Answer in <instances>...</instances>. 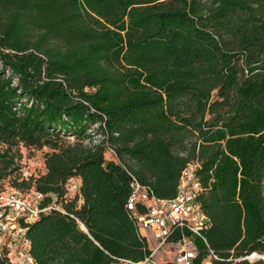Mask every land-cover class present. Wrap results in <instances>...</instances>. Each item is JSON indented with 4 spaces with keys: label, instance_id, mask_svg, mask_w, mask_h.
<instances>
[{
    "label": "trees",
    "instance_id": "16d2710c",
    "mask_svg": "<svg viewBox=\"0 0 264 264\" xmlns=\"http://www.w3.org/2000/svg\"><path fill=\"white\" fill-rule=\"evenodd\" d=\"M21 146L44 171L9 192L63 209L22 223L33 264H145L130 183L173 198L196 162L191 264H264V0H0V182Z\"/></svg>",
    "mask_w": 264,
    "mask_h": 264
},
{
    "label": "built area",
    "instance_id": "2783aa9c",
    "mask_svg": "<svg viewBox=\"0 0 264 264\" xmlns=\"http://www.w3.org/2000/svg\"><path fill=\"white\" fill-rule=\"evenodd\" d=\"M198 167L197 162L186 167L173 198L156 197L136 180L130 183L131 194L127 207L134 216L141 235L146 240H152L150 254L143 263L172 261L176 264H191L198 255L195 239L202 240L208 247L202 235L208 226V218L197 201L200 185L195 170ZM72 188L76 192L77 185ZM43 198L40 192H32L27 196L16 192L0 193V255L6 256L14 264L34 263L29 252L26 228L22 223L33 222L52 210L63 212L54 202L43 203ZM138 207H142L143 211ZM79 224L83 227L80 222ZM174 226L189 234L182 233L176 241H170L168 237ZM208 250L204 264H210L212 259L218 258L211 249Z\"/></svg>",
    "mask_w": 264,
    "mask_h": 264
},
{
    "label": "rangeland",
    "instance_id": "374dc122",
    "mask_svg": "<svg viewBox=\"0 0 264 264\" xmlns=\"http://www.w3.org/2000/svg\"><path fill=\"white\" fill-rule=\"evenodd\" d=\"M90 133V132H88ZM92 133V132H91ZM93 140H97L99 139V135H93ZM68 139H70V141H72V137H68ZM46 149L43 150H35V151H30L27 148L21 146L20 147V152L22 154V157L20 159H16L19 169L14 172L13 174H11L9 177H7L6 179L2 180L0 183V189H2L5 192H9L12 191L13 188L10 186L11 181L9 180L10 178L12 179L14 176L16 175H20L21 178H27L30 175H34L37 176L38 174L42 173L44 171V160H43V152ZM105 158L110 159V158H114V154L110 151L107 150L105 151ZM73 185H77L76 181H69L67 183V188H69L68 192V196H72L73 193ZM24 195H31L30 191H23ZM253 254H251L250 256H248V259L250 261H254L260 257H254L251 258ZM145 264H149V263H145Z\"/></svg>",
    "mask_w": 264,
    "mask_h": 264
},
{
    "label": "crops",
    "instance_id": "0c3cea01",
    "mask_svg": "<svg viewBox=\"0 0 264 264\" xmlns=\"http://www.w3.org/2000/svg\"><path fill=\"white\" fill-rule=\"evenodd\" d=\"M77 182L79 183V181L77 180ZM147 241H148V245H149V248L151 247V244H152V240L150 238H147Z\"/></svg>",
    "mask_w": 264,
    "mask_h": 264
},
{
    "label": "bare ground",
    "instance_id": "6f19581e",
    "mask_svg": "<svg viewBox=\"0 0 264 264\" xmlns=\"http://www.w3.org/2000/svg\"><path fill=\"white\" fill-rule=\"evenodd\" d=\"M254 257H258V255L254 253L253 256H251V258H254Z\"/></svg>",
    "mask_w": 264,
    "mask_h": 264
},
{
    "label": "water",
    "instance_id": "95a60500",
    "mask_svg": "<svg viewBox=\"0 0 264 264\" xmlns=\"http://www.w3.org/2000/svg\"><path fill=\"white\" fill-rule=\"evenodd\" d=\"M254 254V253H253ZM253 256V255H252ZM264 255H258V257H260L261 259H264L263 257Z\"/></svg>",
    "mask_w": 264,
    "mask_h": 264
}]
</instances>
